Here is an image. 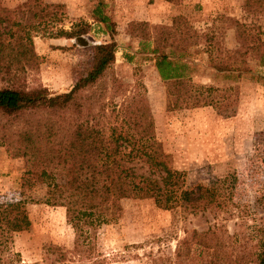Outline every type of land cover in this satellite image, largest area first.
Segmentation results:
<instances>
[{"label": "rangeland", "instance_id": "obj_1", "mask_svg": "<svg viewBox=\"0 0 264 264\" xmlns=\"http://www.w3.org/2000/svg\"><path fill=\"white\" fill-rule=\"evenodd\" d=\"M44 1L63 4L61 20L31 18L30 0H0V8L16 12L38 55L37 65L21 73L17 84L29 89L40 85L57 94L69 90L92 67L90 45L110 41V37L104 24L94 18L99 0ZM244 1L160 0L153 9L154 0H103V9L115 23V75L129 87L136 79L143 83L156 138L168 153L171 166L184 173L189 189L217 181L224 199L221 208L192 211L177 205L162 209L150 198H125L120 216L97 229L91 250L86 242L77 248L65 208L45 203L43 185L22 187L26 170L23 152L0 144V203L21 200L31 222L27 230L13 232L3 245V263L174 264L177 242L192 230L222 224L249 246L264 237V67L252 59L251 52L245 55L251 71L240 77L216 73L209 64V57L217 55L229 57L235 64L233 51L254 42L255 25L264 28V14L247 13ZM256 1L264 4V0ZM174 15L185 16L199 32L214 31L209 47L202 42L191 48L187 61L193 69L189 75L196 84L231 88L219 94L233 95L236 87L235 105L166 110L165 84L154 60L140 52L135 25L139 21L170 24ZM81 24L88 25L86 44L57 35L59 29ZM115 101H120V96Z\"/></svg>", "mask_w": 264, "mask_h": 264}, {"label": "trees", "instance_id": "obj_2", "mask_svg": "<svg viewBox=\"0 0 264 264\" xmlns=\"http://www.w3.org/2000/svg\"><path fill=\"white\" fill-rule=\"evenodd\" d=\"M62 7L30 0V17L57 22ZM103 7L99 0L94 18L104 24L110 41L91 44L92 67L69 90L57 94L40 85L29 89L17 84L21 73L37 65L38 55L16 12L0 8V144L23 152L22 187L43 185L45 203L65 208L66 220L75 231V246L86 242L88 251L97 229L120 216L122 199L150 198L162 209L180 205L192 211H214L224 203L217 181L189 189L184 173L171 166L156 138L143 83L136 79L129 87L114 73L115 23ZM243 8L257 16L264 14V4L256 0H245ZM135 27L140 52L154 60L165 84L166 110L236 104V87L233 95L219 94L231 88L196 84L189 75L191 48L202 42L209 47L214 31L199 32L183 15H174L170 24L139 21ZM255 30L251 45L233 51L235 64L217 55L209 57L211 68L240 77L251 71L245 60L250 52L264 67V28L257 24ZM87 31L88 25L81 24L59 29L57 35L86 44ZM118 96L120 101H115ZM30 223L24 202L0 203V251L13 232L27 230ZM174 257V264H264V237L249 246L224 225H214L185 235L177 242ZM0 264L5 263L0 259Z\"/></svg>", "mask_w": 264, "mask_h": 264}, {"label": "crops", "instance_id": "obj_3", "mask_svg": "<svg viewBox=\"0 0 264 264\" xmlns=\"http://www.w3.org/2000/svg\"><path fill=\"white\" fill-rule=\"evenodd\" d=\"M160 0H154V6L152 7L153 9L155 8V6H157L158 5V2H159Z\"/></svg>", "mask_w": 264, "mask_h": 264}]
</instances>
